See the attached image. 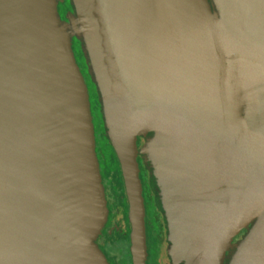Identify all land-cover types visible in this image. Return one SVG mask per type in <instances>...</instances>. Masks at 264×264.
<instances>
[{
    "label": "water",
    "instance_id": "1",
    "mask_svg": "<svg viewBox=\"0 0 264 264\" xmlns=\"http://www.w3.org/2000/svg\"><path fill=\"white\" fill-rule=\"evenodd\" d=\"M69 1L120 169L131 264H144L138 137L176 219L171 263L264 264V0ZM55 11L0 0V264L105 262L91 247L104 222L86 89Z\"/></svg>",
    "mask_w": 264,
    "mask_h": 264
},
{
    "label": "flooded vegetation",
    "instance_id": "2",
    "mask_svg": "<svg viewBox=\"0 0 264 264\" xmlns=\"http://www.w3.org/2000/svg\"><path fill=\"white\" fill-rule=\"evenodd\" d=\"M57 7L56 15L59 16L60 4L65 3V10H62V14L59 16V19L65 21V15L67 12H73L72 6L69 0H56ZM58 24H61L59 22ZM172 53L181 54L180 51H173ZM189 54V53H188ZM73 55V54H72ZM89 103L91 104L90 100ZM91 107V106H90ZM98 114V113H97ZM99 131L95 129V123L93 122V134L94 141L96 146V140L103 139L102 134V123L98 119ZM146 137H140L137 139L136 143L138 144L137 150V168L138 175L141 187V197L144 208V218L145 225L148 231L153 234V243L155 244L158 250L161 248L160 245L163 243L165 245L164 252L166 257V249L170 244L168 241V228H167V217L166 211L164 210L162 203L157 194V188L154 183L153 176L151 175V169L148 162L145 160L146 156L144 154V144ZM108 143V142H107ZM110 151V159L105 160L103 157V163L99 159V156L94 147L95 156L98 162L99 169V179L102 188V193L104 195V203L106 204V216L103 226L100 230V234L96 237L94 245L96 248L103 254L104 258L108 264H119L118 254L116 248L119 245L118 242H122L128 251V221H127V203L124 193V186L120 174V169L116 157L112 148L108 145L107 147ZM105 162L107 166L105 167ZM111 165L112 171L107 170L108 166ZM117 223H121V227L116 226ZM112 231L118 234V237L114 240H108L109 232ZM117 243V244H116ZM117 245V246H116ZM233 243H230L225 255L230 251ZM153 246V245H152ZM154 247V246H153ZM167 259V258H166ZM168 263L170 262L167 259ZM224 261V260H223ZM155 264H158L156 259L153 261ZM170 264V263H169ZM172 264V263H171Z\"/></svg>",
    "mask_w": 264,
    "mask_h": 264
},
{
    "label": "rangeland",
    "instance_id": "3",
    "mask_svg": "<svg viewBox=\"0 0 264 264\" xmlns=\"http://www.w3.org/2000/svg\"><path fill=\"white\" fill-rule=\"evenodd\" d=\"M53 5H54V8L57 7L56 6L57 5V1L56 0H54V4H53L52 0H50V10H51V12H53ZM64 6H65V3L64 4H62V3L60 4L59 16L63 15L62 14L63 13L62 10L63 11L65 10ZM73 10L74 9L72 8V11ZM72 13L66 11V15H65L66 16L65 17L66 20L65 21L60 20L58 14H57L56 18L58 20V23L61 22L60 25L63 26L64 28L68 24H70L69 26L71 27V30H70V28H68L69 27L68 26L66 28V30H64V31L67 34H69V36H68L69 48H70V51L73 54L74 64L76 65V67L78 69L79 75L81 77V82L85 86V89H86L87 102H88L89 125H91V130H92V139L91 140H92V144H93V152H94V147H96L97 154H98L99 159H100L101 164H102L103 163V157H104L105 160H107V159L109 160L110 159V154L111 153H110V151H109V149L107 147H108V145L111 147V145H110V142H109V139H108V136H107L106 125H105L104 118H103V115H102V112H101V108H100V105H99V98H98V95H97L96 87H95V85H93V83L91 81V77L88 74L87 64H86V62L84 61V58H83V53H82V50H81L80 41L77 38V36L75 35V33L72 32V20L73 19H70L71 21L69 20V18H72ZM52 20H54L53 15H52ZM62 42H63V40H62ZM181 54L182 55L180 56V58H184L185 54H188V53H185V52L182 53L181 52ZM208 55H210V54H208ZM187 56H189V55H186V57ZM191 61L193 63H195V64L199 63V59H197L196 57H193L191 59ZM216 75L219 77V74L217 72H216ZM209 82H210V80L208 78V83ZM241 88H242V90H244V87H241ZM89 100H90L91 104L89 103ZM98 119L102 123L101 131H102V134H103V139L102 138L100 140L97 139L96 140V146H95L94 134H93V122L95 123L94 126H95V129H97V132H98L99 131L98 130L99 126H98V122L96 121ZM90 137H91V135H90ZM138 138H140V137H138ZM135 145H136V163H137V150H138L139 147H138L137 143ZM94 155H95V152H94ZM114 155H115V153H114ZM93 161H94V169H95V172H96V176H99L98 162H97L96 156L94 157ZM107 163L105 162V167L107 166ZM107 170L112 171L111 165L108 166ZM137 170H138V168H137ZM138 178H139V175H138ZM140 190H141V188H140ZM167 196L170 198V193L169 192H167ZM99 200H100V205H101V207H100L101 208V223H103L104 222V218L106 216V213H105L106 204L104 203V195L102 193V190L99 192ZM167 202H170V199ZM167 202L163 198L162 206H163V208L166 207V209H167V212H165V213L167 214V216H166L167 217V228L169 229L170 228V223L174 225L176 223L175 222L176 219L174 217L170 221V214H168V213H170V211H169L168 205L166 204ZM142 205H143V203H142ZM116 226H117V228L121 227V223L120 224L117 223ZM143 229H144V264H155L153 262L155 259H156L158 264H169V263L171 264V259H172L171 255H173L174 253L171 252V250H170V244L168 245V247L166 249V257H165V252H164L165 245H163V243H161V245H160L161 248L158 250V248H156L155 244L153 243V234H151V232L148 231L147 228H146L145 218H144V208H143ZM128 231H129V225H128ZM243 234H244V230H241L237 235L234 236V238L232 239L231 243L235 244L237 241L240 240V238H241V236ZM117 237H118L117 233H114V232L110 231L107 241L114 240ZM93 244H95V243L93 242ZM93 244L91 243L92 249L95 251V253L98 255V257L104 259V261H105V262H103L104 264H108V262L106 261V259L103 256V254L97 248H95L93 246ZM128 247H129V241H128ZM117 249L119 250L118 247H117ZM127 252H128V263L131 264L129 251H127ZM175 255L178 256V257H181V258L184 257V253H182V252H178ZM166 258L170 261L169 263H168ZM176 264H184V262L180 261L179 263H176Z\"/></svg>",
    "mask_w": 264,
    "mask_h": 264
},
{
    "label": "trees",
    "instance_id": "4",
    "mask_svg": "<svg viewBox=\"0 0 264 264\" xmlns=\"http://www.w3.org/2000/svg\"><path fill=\"white\" fill-rule=\"evenodd\" d=\"M127 235H128V233H127ZM118 244L119 245L118 246L116 245V246L119 248V250L116 248L117 249L116 252L118 254L119 264H130V263H128V252L126 251V247H124L125 245L122 242H120V243L118 242Z\"/></svg>",
    "mask_w": 264,
    "mask_h": 264
},
{
    "label": "crops",
    "instance_id": "5",
    "mask_svg": "<svg viewBox=\"0 0 264 264\" xmlns=\"http://www.w3.org/2000/svg\"><path fill=\"white\" fill-rule=\"evenodd\" d=\"M164 81V80H163ZM161 84H163V85H161V88H163V87H165L166 86V88H168V93H169V90H170V85H169V83H167V82H160ZM204 219H206V215H205V217H204Z\"/></svg>",
    "mask_w": 264,
    "mask_h": 264
}]
</instances>
